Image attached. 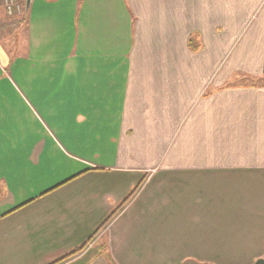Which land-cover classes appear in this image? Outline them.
<instances>
[{"label":"crops","instance_id":"obj_1","mask_svg":"<svg viewBox=\"0 0 264 264\" xmlns=\"http://www.w3.org/2000/svg\"><path fill=\"white\" fill-rule=\"evenodd\" d=\"M30 6L73 54L0 87V264L264 256V0Z\"/></svg>","mask_w":264,"mask_h":264},{"label":"rangeland","instance_id":"obj_2","mask_svg":"<svg viewBox=\"0 0 264 264\" xmlns=\"http://www.w3.org/2000/svg\"><path fill=\"white\" fill-rule=\"evenodd\" d=\"M17 1L21 9L13 14H10L4 5L0 4V87H41L43 84L39 77L32 75L28 78L25 74L28 73L30 68L35 72V68L38 70L41 67V63H39L41 54L44 56L57 57V66L63 65L64 62V66L61 67L63 68V72L67 73L66 71H69V68L65 65L71 60L73 54L74 31H71L70 35H66L65 30L62 28L60 31L57 30V35L50 27L39 30L34 26L33 31H31V37H29L27 18L30 16L31 10H28V15V11L24 10L26 0ZM4 8L8 14L5 12ZM33 23H42V16L38 15L36 11L33 14ZM40 42H45L46 45L42 43L43 47H40L37 44ZM31 45H33L32 58L26 59L28 52L31 50ZM36 59H38V61L35 63ZM27 78L29 80H27ZM60 81L61 80H56V83L59 84ZM13 97L12 95L5 96L6 103H18ZM21 109L23 115L24 108L22 107ZM94 248L95 251L98 247ZM195 257V255L186 256L177 264H254L256 260L264 256L259 258H255V255L234 254L207 256V258L204 256H197L201 259L200 262H198ZM252 259H254V261L249 262ZM82 262L84 261H81V264Z\"/></svg>","mask_w":264,"mask_h":264},{"label":"built area","instance_id":"obj_3","mask_svg":"<svg viewBox=\"0 0 264 264\" xmlns=\"http://www.w3.org/2000/svg\"><path fill=\"white\" fill-rule=\"evenodd\" d=\"M0 4L4 5L10 14H13L21 9V6L17 0H0Z\"/></svg>","mask_w":264,"mask_h":264},{"label":"water","instance_id":"obj_4","mask_svg":"<svg viewBox=\"0 0 264 264\" xmlns=\"http://www.w3.org/2000/svg\"><path fill=\"white\" fill-rule=\"evenodd\" d=\"M30 3H31V0L26 1V10L27 11L30 9ZM254 264H264V257L256 260V262Z\"/></svg>","mask_w":264,"mask_h":264},{"label":"trees","instance_id":"obj_5","mask_svg":"<svg viewBox=\"0 0 264 264\" xmlns=\"http://www.w3.org/2000/svg\"><path fill=\"white\" fill-rule=\"evenodd\" d=\"M24 10H26V1H25V9H24ZM195 47H196V45H195V43H193V48L195 49ZM110 219H111V218H110ZM108 221H109V219L106 220V222L104 223V225L107 224ZM80 250H81V248L78 249V250H76V251L74 252V254L77 253V252H79ZM66 257H67V256H66ZM66 257H64V258H62V259H60V260H57V261H55V262H53V263H51V264H57V263H59L60 261H62L63 259H65Z\"/></svg>","mask_w":264,"mask_h":264}]
</instances>
